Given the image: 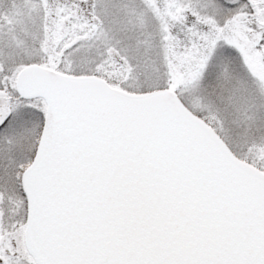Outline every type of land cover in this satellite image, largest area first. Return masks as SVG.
I'll list each match as a JSON object with an SVG mask.
<instances>
[{
	"label": "snow or ice",
	"instance_id": "1",
	"mask_svg": "<svg viewBox=\"0 0 264 264\" xmlns=\"http://www.w3.org/2000/svg\"><path fill=\"white\" fill-rule=\"evenodd\" d=\"M0 264H264V0H0Z\"/></svg>",
	"mask_w": 264,
	"mask_h": 264
}]
</instances>
